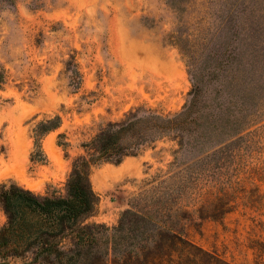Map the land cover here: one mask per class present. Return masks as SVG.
<instances>
[{"label": "rangeland", "instance_id": "1", "mask_svg": "<svg viewBox=\"0 0 264 264\" xmlns=\"http://www.w3.org/2000/svg\"><path fill=\"white\" fill-rule=\"evenodd\" d=\"M171 1L15 0L0 10V186L65 195L81 145L102 126L142 105L165 114L187 106L193 85L187 51L207 76L206 65L224 47L247 58L251 32L264 30V0H176L180 11ZM72 58L76 86L67 68ZM57 116L59 127L37 146L34 130ZM188 150L179 152L167 138L119 165L93 167L99 204L90 221L115 227L139 193L156 195L170 175L195 168L198 154ZM258 158L246 161L264 165V156ZM238 181L234 213L222 221L195 216L184 233L233 264H264V248L259 253L251 247L253 241L264 246V181ZM5 221L0 208V227Z\"/></svg>", "mask_w": 264, "mask_h": 264}, {"label": "trees", "instance_id": "2", "mask_svg": "<svg viewBox=\"0 0 264 264\" xmlns=\"http://www.w3.org/2000/svg\"><path fill=\"white\" fill-rule=\"evenodd\" d=\"M169 3L181 10V1ZM14 5L15 0H0V10ZM250 38L247 58L237 59L240 53L224 47L212 58L214 63L206 65L207 76L187 51L193 84L187 106L165 114L142 105L102 126L81 145L83 154L72 163L65 195H41L15 183L2 184L0 208L6 221L0 227V264H233L197 245L184 230L195 216L222 221L234 213L240 204L238 179L256 176L264 181V165L246 161L264 156V30L254 29ZM73 61L67 68L76 86L79 72ZM59 120L57 116L38 124L37 146L45 133L59 127ZM167 138L177 143L179 152L198 154L195 168L170 175L156 195L139 193L138 203L126 209L112 229L91 222L99 204L92 168L119 165ZM182 199L191 202L182 205ZM251 247L259 253L264 248L258 241Z\"/></svg>", "mask_w": 264, "mask_h": 264}]
</instances>
